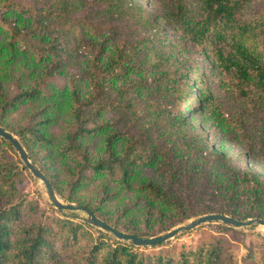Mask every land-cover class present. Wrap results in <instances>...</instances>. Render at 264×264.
<instances>
[{
  "label": "trees",
  "instance_id": "1",
  "mask_svg": "<svg viewBox=\"0 0 264 264\" xmlns=\"http://www.w3.org/2000/svg\"><path fill=\"white\" fill-rule=\"evenodd\" d=\"M260 1L0 0V126L56 194L122 232L151 237L207 213L264 218V173L225 154L236 141L247 165L264 163ZM25 171L0 135V264H238L224 237L139 247L48 213L21 194Z\"/></svg>",
  "mask_w": 264,
  "mask_h": 264
},
{
  "label": "rangeland",
  "instance_id": "2",
  "mask_svg": "<svg viewBox=\"0 0 264 264\" xmlns=\"http://www.w3.org/2000/svg\"><path fill=\"white\" fill-rule=\"evenodd\" d=\"M144 2L151 11H159L162 9L160 0H144ZM257 2L259 3V1ZM261 3L263 4L264 0H261L260 4ZM169 36L174 39L177 37L173 32H169ZM193 57L196 59L197 64L202 62V64H205V67L209 66L208 62H203L202 56H200L198 53L196 54L193 53ZM198 72L196 73L198 74ZM210 84L212 86L214 94L220 97L221 101L224 102L228 110H230L231 112H235V111L240 112L242 110V106H240V103L234 100L229 93H227L226 91H224L219 87L217 79H216V83L214 80H211ZM197 122H199V120H197ZM249 122L252 126H256V123L258 122V117L253 116L249 120ZM227 136L229 137V134ZM231 145L232 147L230 149L225 150V154L228 161L234 168L241 171L252 170L253 168H255L264 173V163L262 161L260 160L252 161L250 166L247 165L246 161L242 159L243 156L241 154V151L243 150V148L241 144L236 141H232ZM25 173L26 175L24 177V180L20 184L21 194L25 195L30 199L39 201L42 207L48 213H54L51 211V206L55 207V205L53 204L51 198L47 193V188L44 182L41 181L36 176H34L29 171V169H27ZM59 198L63 202H66L60 196ZM63 210L65 214H69V215L75 214L78 218L88 216V213L84 210H73V211L67 209H63ZM194 218H191L184 223H187ZM219 224H223V223L213 222V223L200 224L194 229L181 232L180 233L181 237H178V239H175L174 237L169 240H173V242H175L178 245L184 243L187 245L197 246L203 243L204 241L211 240L216 237H224L232 245L238 264H264V225L263 224L254 223L251 225V227H246V226L245 228L238 227V228H243L241 230H227L224 226ZM250 246L254 248L256 253L255 254L256 258L251 260L247 259L246 257V254L248 253V247Z\"/></svg>",
  "mask_w": 264,
  "mask_h": 264
},
{
  "label": "water",
  "instance_id": "3",
  "mask_svg": "<svg viewBox=\"0 0 264 264\" xmlns=\"http://www.w3.org/2000/svg\"><path fill=\"white\" fill-rule=\"evenodd\" d=\"M0 135L4 137L6 140H8L10 143H12L20 155L22 161L24 162L25 166L29 171L39 178L41 181L44 182L47 193L49 197L51 198L53 204L56 208L59 209H67V210H84L88 213V216L86 217V220L105 230L109 231L114 236L121 240L125 241H131L133 245L143 247V246H154L156 244L166 242L169 239H172L176 237L181 232H185L191 229H194L195 227L199 226L200 224L204 223H213V222H221L227 226L231 227H245L249 226L254 223L263 224L264 225V218H257L252 217L245 220L236 219L228 214H222V213H207L200 215L192 220H190L187 223L180 224L176 227L171 228L170 230L165 231L164 233L151 236V237H139L133 234L122 232L111 225L107 224L105 221L97 218L94 213H92L86 206L84 205H78L75 203H66L63 202L59 196L56 194L51 182L48 180V178L45 176V174L36 166V164L33 162L32 158L29 156L28 152L24 149L22 144L20 143L19 139L9 130L5 129L4 127L0 126Z\"/></svg>",
  "mask_w": 264,
  "mask_h": 264
}]
</instances>
